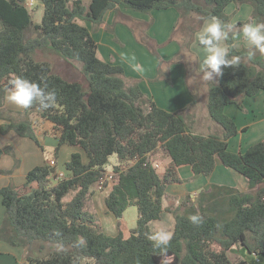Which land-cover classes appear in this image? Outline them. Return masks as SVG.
<instances>
[{
  "label": "trees",
  "instance_id": "obj_1",
  "mask_svg": "<svg viewBox=\"0 0 264 264\" xmlns=\"http://www.w3.org/2000/svg\"><path fill=\"white\" fill-rule=\"evenodd\" d=\"M38 2L40 23L33 21L25 0H0V107L15 77L47 85L46 90L56 92L57 102L48 109L37 104L23 109V120L0 125V136L13 131L38 144L29 119L37 113L58 133L56 151L61 145L77 147L87 162L80 153H73L64 166L68 174L63 180L54 182L55 168L45 165L30 170L24 184L1 188L0 242L25 251V264H247L230 259L233 249L264 259V141L244 153L229 151L228 140L238 130L224 113L231 104L243 111L246 97L264 91V53L250 55L252 49L237 50L233 44V34L243 24L264 22V0ZM230 4H248L252 13L248 21L233 26L227 41L229 58L239 57V64L223 68L218 82L207 89V113L220 136L194 134L185 111L169 113L157 107L135 82H126L121 66L98 59L90 31L77 23L90 22L95 30L104 15L119 6L138 13L173 8L180 17L194 14L200 24L213 16L230 24L225 14ZM144 39L142 43L156 55V45ZM43 50L74 69L77 63L80 77L69 80L66 74L54 72L48 61L34 59ZM4 154H12L11 149L0 150V157ZM112 155L117 164L110 173L118 181L105 197L107 212L120 220L134 206L138 214L126 239L121 231L106 234L86 208L93 188L107 174L105 166ZM156 155L169 159L162 175L152 165ZM217 159L247 180V191L212 184L194 202L187 197L170 209L175 226L166 251L155 248L149 225L160 219L166 187L183 182L178 167L188 165L194 176H209ZM197 213L203 217L198 226L189 221ZM34 245L48 246L49 251L44 256L31 255L28 251Z\"/></svg>",
  "mask_w": 264,
  "mask_h": 264
},
{
  "label": "crops",
  "instance_id": "obj_2",
  "mask_svg": "<svg viewBox=\"0 0 264 264\" xmlns=\"http://www.w3.org/2000/svg\"><path fill=\"white\" fill-rule=\"evenodd\" d=\"M117 9V11H108L104 15L102 24L95 30L90 22L77 21L79 25L90 31L97 44L98 59L104 63L121 66L124 69L126 82L128 84L135 82L142 93L157 107L169 113L185 111L184 116L192 133L202 136H220V129L209 119L207 113V89L212 82H206L203 79L200 64L205 53L195 40V33L205 21L200 24L194 14L180 17L179 12L173 8L150 13H138L119 6ZM251 13L252 8L246 4L239 7L230 4L225 9V14L229 16V19L231 18V25L248 21ZM142 39H148L156 45V55L142 43ZM187 44L188 47H184ZM233 44L237 50L249 48L241 35L233 37ZM124 55L129 57L134 55L136 60L133 63L140 65L144 69L143 73L133 71L129 63L122 59ZM7 96L8 91L0 107L2 113L0 125L17 123L24 117L23 108L11 104ZM194 99L195 103H193ZM242 105L243 111L234 104L228 105L224 110V113L234 121L238 130L236 136L228 140V150L233 153H244L251 145L264 141V135L262 136L264 91L252 97H246ZM29 119L38 144L29 138L18 136L13 131L0 136V150L10 148L12 153L0 157V189L10 183L15 186L24 184L30 170L47 165L51 159L55 161V170L65 175L68 173L64 166L73 153H80L82 161L87 162L85 154L77 147L61 145L56 151L58 133L50 122L42 119L37 113L31 114ZM252 130L258 133L260 140L254 139L250 143H245ZM152 160H154L152 163L159 164L157 171L162 175L169 159L156 155ZM177 174L183 182L166 187L162 198L163 211L160 219L149 225L152 233L163 231L171 236L175 220L170 209L180 206L187 197L194 202L198 194L208 190L212 184L233 187L240 191L248 189L247 180L223 166L219 159L216 160L214 171L209 176H194L188 165L178 167ZM109 191V189L98 191L93 188L88 211L97 217L106 234L115 236L121 231L126 239L131 229L125 231L123 217L120 220L116 219L107 212L105 207L104 200ZM3 216L4 207L0 197V226ZM118 222L119 227H117ZM13 249L0 242V264L25 263L21 260L22 255H19L22 252Z\"/></svg>",
  "mask_w": 264,
  "mask_h": 264
},
{
  "label": "clouds",
  "instance_id": "obj_3",
  "mask_svg": "<svg viewBox=\"0 0 264 264\" xmlns=\"http://www.w3.org/2000/svg\"><path fill=\"white\" fill-rule=\"evenodd\" d=\"M233 32V25L225 24L217 17H210L195 33V40L198 45L203 48L205 53L201 64L200 71L206 82H218L217 78L223 75V68L236 67L239 64V57H230L231 48L227 41ZM244 42L248 45L255 55L256 51L264 53V22L251 21L245 23L240 28L239 33ZM122 59L129 63L133 71L143 73L144 69L133 63L136 57L124 55ZM47 85L41 87L40 84L29 81L22 77H15L9 81L7 100L23 109H28L34 104L39 105L42 109H48L57 102L56 92L46 90ZM189 221L194 225H199L203 221V217L198 213L189 217ZM150 239L153 241L155 248L166 251L167 245L171 240V236L163 231L154 233ZM81 243H84L81 238Z\"/></svg>",
  "mask_w": 264,
  "mask_h": 264
},
{
  "label": "rangeland",
  "instance_id": "obj_4",
  "mask_svg": "<svg viewBox=\"0 0 264 264\" xmlns=\"http://www.w3.org/2000/svg\"><path fill=\"white\" fill-rule=\"evenodd\" d=\"M85 1H87V0H85ZM197 1L200 2L201 0H197ZM25 5L32 12L33 21L36 23H40L41 17H42V8L39 6L38 0H25ZM246 5H248V4H246ZM236 24H233V26H235ZM239 33H240V31H236L233 34V37L236 35H240ZM34 59L48 61L51 64L50 66L54 72H57V73L62 72L63 73V74L61 73L62 75L66 74V76L64 75V77L69 79V80L80 77V74L78 73V70H77L79 65L77 63H74V66L76 67V69H74L72 66H69L68 64H66L57 55L50 53L49 51H46V50L40 51ZM254 106L258 110V107L255 103H254ZM255 114H257V113H255ZM262 133H263L262 134V136H263L264 132H262ZM258 137H259L258 133L255 130H252L249 138L247 140H245V143H250L254 139L260 140ZM116 164H117L116 157L114 155L110 156L108 158V162L105 166L106 173L107 172L110 173L112 171V167ZM90 205L91 204L88 201L87 205H86L87 210H90ZM123 214H124L123 220H122L123 228L125 229V231L133 229L136 226V219H137V215H138L136 207H134V206L128 207ZM117 227H118V224H117ZM11 248H14L13 250H20L22 253H20L19 255H22L21 260H23L25 251H23L21 248H15V247H11ZM48 251H49L48 246H44V248L39 249V245H34L32 247V250L28 251V253L31 255L36 254V255L44 256L45 254H47ZM229 256H230V259L232 261L244 260L247 264H264L263 257H258L254 254H249L244 249H240V250L233 249L229 253ZM23 263H24V261H23Z\"/></svg>",
  "mask_w": 264,
  "mask_h": 264
},
{
  "label": "built area",
  "instance_id": "obj_5",
  "mask_svg": "<svg viewBox=\"0 0 264 264\" xmlns=\"http://www.w3.org/2000/svg\"><path fill=\"white\" fill-rule=\"evenodd\" d=\"M49 167L51 168H55V161L54 159H51L48 161V164H47ZM153 167L158 170L159 169V164L157 163H153L152 164ZM65 174L64 173H61V172H57L55 171L52 175V179L54 182H57L59 180H63L65 178ZM117 178H116V174H113V173H107L105 175V177L103 179L100 180V182L96 185L95 189L98 190V191H104L106 189H109L111 190L112 189V186H114L116 183H117ZM107 184V185H106ZM106 185V187H104ZM110 192V191H109Z\"/></svg>",
  "mask_w": 264,
  "mask_h": 264
}]
</instances>
